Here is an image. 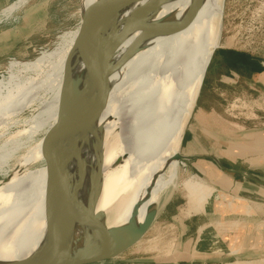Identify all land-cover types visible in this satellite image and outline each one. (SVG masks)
<instances>
[{
    "label": "bare ground",
    "instance_id": "6f19581e",
    "mask_svg": "<svg viewBox=\"0 0 264 264\" xmlns=\"http://www.w3.org/2000/svg\"><path fill=\"white\" fill-rule=\"evenodd\" d=\"M20 1L7 12L27 0ZM99 1L93 0L87 9V0H84V15H89ZM224 3L225 0H164L153 15L151 32L140 41L137 51L130 57L132 67L127 71L128 80L124 75L126 66L122 71L118 93H121L119 106L124 108L123 119L118 125V133H114L116 129L113 125L114 132L110 135L118 144L104 149L110 154L115 151L113 160L110 155L111 158L104 157L101 162L94 164L89 155L96 145L104 142H101L105 139L102 136L108 132L104 131L103 134L105 129L101 131L102 134H93L82 156L79 157V153L77 158L73 153L74 158H70L83 159L73 172L68 171L70 192L86 209L92 205L97 187L101 186L97 210L104 213L108 226L125 225L131 220L142 222L150 207L156 205L167 190L178 185L185 161L174 157L182 153L183 134L201 91L203 78L216 48L222 42ZM134 6L121 7L118 15L125 19ZM190 18L189 24L182 30L167 33ZM79 30L76 28L63 33L53 50L42 52L32 61H12L9 64V76L0 78V169L11 168L8 166L10 160L25 147L22 136H26V140L32 139L40 127L51 123L48 136L40 139L32 149L34 153L30 150L31 155L25 156L19 164L27 160L37 162L47 155L49 139L58 119L65 65L71 50L73 47L76 50L73 74L79 77L90 65L91 58L87 53L93 56L99 50L94 44L95 34L101 37L110 34L109 30H100L99 33L78 38ZM139 34L135 32L130 35L118 51L126 52ZM83 85L84 81L80 82V87ZM113 86L110 83L108 96ZM38 90L51 93V98L43 100L42 95L37 97ZM34 98L41 100L42 108L30 119V129L3 138L5 132H1V128L7 129L12 115L20 112L23 106L28 107L25 104L31 99L36 102ZM140 125H143L140 134L132 137V140L127 139L130 140L127 142L124 139L127 131L132 129L133 132ZM18 135L21 137L17 138ZM47 170L48 163H45L32 169L16 171L5 182L0 181V264L30 258L42 242L48 219ZM88 229L85 221L76 220V246L82 244Z\"/></svg>",
    "mask_w": 264,
    "mask_h": 264
},
{
    "label": "rangeland",
    "instance_id": "374dc122",
    "mask_svg": "<svg viewBox=\"0 0 264 264\" xmlns=\"http://www.w3.org/2000/svg\"><path fill=\"white\" fill-rule=\"evenodd\" d=\"M20 2V0L12 1L14 5ZM24 3L20 4L21 7L7 12L8 14L0 11V78L9 76V64L12 61H32L42 52L53 50L63 33L80 28L84 15V0H27ZM92 3L93 0H87V9ZM224 4L222 42L220 47L216 48L203 78L201 91L186 126L180 149L186 155H216L225 166L248 170L247 162L235 161L229 156V154L242 156L245 152L244 147L232 144L228 147V144L231 143L228 138L232 139V133H236V136L242 139L243 127L244 129L249 128L248 125H243L244 120L249 122L246 118L249 117V114L243 109L242 99L234 102L233 97L227 98L226 96L227 92L232 95L235 91L238 94L241 89H229L228 91L226 84L223 82L214 84L207 77L208 71L222 69L216 60L224 49H239L252 55L264 57V0H225ZM124 53L123 50L118 51L115 59H120ZM131 62L132 60L129 58L120 70L115 71L114 75L112 74L109 83L114 85L113 91L110 96H107L102 107L98 111L96 110L95 127L79 141L73 152L75 153L74 157L82 156L83 151L87 148L86 144L95 134H100L105 129L102 133L107 130L109 133L104 134V132V135L101 136L106 139L109 135V138L106 140L103 138L104 140H101V142L104 141L103 144L100 143L103 146L96 145L97 147H94L93 152L91 151L89 155H91L94 164L101 162L104 157L109 158L110 155L113 160L115 151H111L110 154L109 151L106 153L104 149L112 144L114 146L118 144L110 135L114 131L115 134L118 133V127L123 119L124 108L119 106L121 93H118V86L121 83L122 71L125 66L124 75L128 80L127 71L132 67ZM74 66L73 63V72ZM37 94V97L43 96V100L51 98V93L46 94L43 90H38ZM38 100V98H34L36 102H33L31 99L30 102L33 103L25 104L28 107L23 106L24 108L20 109V112L12 115L7 125L8 128H1V132H5L3 138L17 135L16 133L19 134L21 130L22 133L30 129L32 125L30 119L42 108L41 100ZM233 104L235 108H233ZM262 123H264V119H262ZM50 125L51 123H46L40 127L39 131L32 136L33 138L31 137L32 139H27L29 141L26 140V136H22L25 147L21 148L16 157L10 160L8 164L9 167L11 166L10 169H0V181L5 182L9 179L7 177H11L16 171L21 172L47 163L48 154L37 162L27 160L19 164L25 156L29 157V154L34 153L32 149L40 139L48 136ZM113 125L117 131L111 127ZM142 127L143 125L138 126L136 130L134 128L133 132L132 129L127 131L131 133H129L131 137L126 132L127 136L125 134L124 139L132 140L140 134ZM20 137L21 135H18L17 138ZM234 148L237 149L235 152ZM94 151L96 152L94 153ZM73 153L70 158L73 157ZM103 153L104 156L101 155ZM18 158L20 159L17 160ZM82 160L69 159L68 171L73 172V169ZM183 161H185V165L182 166L178 185L167 190L155 205L158 210V218L148 232L139 242L118 257L95 264H264V245L260 248L256 247L257 251H261V254H254L255 256L253 255L252 258L238 256L239 254H234L233 251L228 254V250H226L228 234H232L230 232L234 228L242 232L245 226L257 225L258 221L264 220L263 216L242 212L244 210L264 213L263 204H243L244 202L248 203L243 198V195L248 192L240 190L238 195L228 189L227 185H230V181H232L231 176L237 181L244 180L243 177L237 174L229 176L210 159L196 158ZM252 170L258 171L257 175L264 176L263 170L255 167ZM129 181L130 179H128ZM128 182L126 184H129ZM239 185L241 186V184ZM246 187L248 184L245 185ZM250 188L257 190V187L253 185ZM200 245H203V248H199ZM251 255L249 254V256Z\"/></svg>",
    "mask_w": 264,
    "mask_h": 264
},
{
    "label": "water",
    "instance_id": "95a60500",
    "mask_svg": "<svg viewBox=\"0 0 264 264\" xmlns=\"http://www.w3.org/2000/svg\"><path fill=\"white\" fill-rule=\"evenodd\" d=\"M139 2H143L140 5ZM164 0H100L89 15H83L79 37L109 30L101 37L95 34L98 52L90 56L88 70L76 77L73 62L76 50H71L65 65L64 81L60 93L58 119L47 146L48 170L46 173L47 227L44 238L35 253L24 261L11 260L3 264H95L118 257L148 232L158 216L152 205L142 222L130 221L125 225L108 226L104 213L97 210L100 187H97L92 205H84L72 195L68 185V161L79 141L95 127V112L104 104L109 92V76L120 68L138 49L140 41L152 30L154 13ZM135 4L132 12L122 19L121 7ZM190 19L169 33L186 27ZM140 32L134 44L115 61V55L124 41ZM84 85L80 87V82ZM185 133V132H184ZM184 136V134H183ZM178 160L210 159L227 172L250 177L246 172L226 167L212 154L175 155ZM9 178V176L7 177ZM83 220L89 229L81 245L75 244V222ZM145 264V263H132Z\"/></svg>",
    "mask_w": 264,
    "mask_h": 264
},
{
    "label": "crops",
    "instance_id": "0c3cea01",
    "mask_svg": "<svg viewBox=\"0 0 264 264\" xmlns=\"http://www.w3.org/2000/svg\"><path fill=\"white\" fill-rule=\"evenodd\" d=\"M12 1L13 0H0V11L6 14L7 11L14 6L13 3L15 1L13 3ZM229 50L232 49H224L223 51H221L222 53H220L218 59L216 60L218 66L222 67V69H217L216 71H212V72L208 71L207 78H210V80L214 84L223 82L224 84H226L228 91L229 89H234V90L241 89V92H239L238 94H236L235 91L233 92L232 95L231 93L227 92L226 96L227 98L233 97L234 102L242 99L244 104L243 109L244 111H247V113L249 114V117H246L249 120V122H246L244 120L243 125L244 126L248 125L249 128L244 129L243 127L244 131H243L242 139L236 136V133L234 134L232 133L233 135L232 139L228 138V140L231 142L230 144H228V147L231 144L238 147L242 146L244 147L245 152L243 153L242 156H236V155L234 156L232 154L229 153L228 154L235 161L243 160L244 162H247L249 164L248 170L247 169L241 170L236 168H232V169L246 172L248 175H250V177H245L239 173L227 172L224 171L223 169L221 170L226 174H228L229 176L237 174L243 177L244 180H241L242 181L241 182V181H237L234 177L231 176V180H232L230 181L231 184L227 185L228 189L235 194L239 195L241 192L240 190L248 192V194L243 195L244 200L247 201L248 203L244 202L243 204L250 205L253 203L255 204L258 203L264 205V176L257 175L256 173L259 172L256 170L255 171L252 170V168L255 167L260 170H263L262 172H264V127H261L264 126V123H262V119H264V57L252 55L251 53L240 51L239 49H233L234 51L243 53L245 56L244 64L238 67H234L231 66L229 63H227L225 59L224 52ZM232 106L233 108H235L234 104ZM236 150L237 149L234 148V152ZM239 184H241V186ZM246 184H248V187L245 188ZM252 185L256 186L257 190L251 189L250 187ZM242 212L248 214L253 213V215L264 217V213L250 212V211L246 212L244 210H242ZM256 224L257 225L245 226L242 232H240L237 228H234L233 231L230 232L232 234H228L229 236L227 239L228 243L226 249L228 250L227 251L228 254H230L233 251L234 254H239L238 256L241 255L247 258H252L256 254H261V251H257V250L258 248L263 247L264 245V220L258 221ZM200 246L198 247L203 248V245ZM236 246L238 247L236 248ZM239 246L241 247L239 248ZM249 254L252 255L249 256Z\"/></svg>",
    "mask_w": 264,
    "mask_h": 264
},
{
    "label": "trees",
    "instance_id": "16d2710c",
    "mask_svg": "<svg viewBox=\"0 0 264 264\" xmlns=\"http://www.w3.org/2000/svg\"><path fill=\"white\" fill-rule=\"evenodd\" d=\"M224 53L226 62L229 63L231 66L238 67L244 64L245 56L243 53L234 50H229Z\"/></svg>",
    "mask_w": 264,
    "mask_h": 264
}]
</instances>
